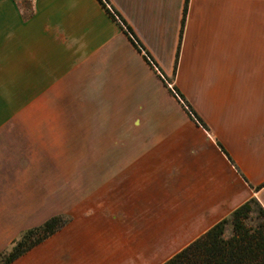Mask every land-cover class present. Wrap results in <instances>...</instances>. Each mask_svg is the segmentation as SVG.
<instances>
[{
    "label": "crops",
    "instance_id": "obj_1",
    "mask_svg": "<svg viewBox=\"0 0 264 264\" xmlns=\"http://www.w3.org/2000/svg\"><path fill=\"white\" fill-rule=\"evenodd\" d=\"M107 1L207 131L98 0H0V254L71 219L11 264H163L264 209V0H188L181 38L186 0Z\"/></svg>",
    "mask_w": 264,
    "mask_h": 264
},
{
    "label": "trees",
    "instance_id": "obj_2",
    "mask_svg": "<svg viewBox=\"0 0 264 264\" xmlns=\"http://www.w3.org/2000/svg\"><path fill=\"white\" fill-rule=\"evenodd\" d=\"M98 2L162 82L166 86L167 84L171 85L170 94L184 107L190 119L207 131L206 126L194 114L182 95L172 85V82L165 78L119 13L110 6L107 0H98ZM187 6L188 0L184 6L180 38L187 14ZM219 148L231 162L223 149L220 146ZM259 189L254 188L256 191ZM70 221L69 217L56 216L39 227L22 232L9 248L0 254V264L13 263L32 248L57 233ZM163 264H264V209L255 198L249 199L228 217L218 222L204 235Z\"/></svg>",
    "mask_w": 264,
    "mask_h": 264
},
{
    "label": "rangeland",
    "instance_id": "obj_3",
    "mask_svg": "<svg viewBox=\"0 0 264 264\" xmlns=\"http://www.w3.org/2000/svg\"><path fill=\"white\" fill-rule=\"evenodd\" d=\"M16 107H17V104H15V103H10L9 104V109L10 110L16 109Z\"/></svg>",
    "mask_w": 264,
    "mask_h": 264
}]
</instances>
